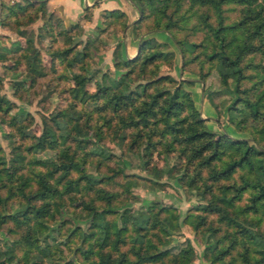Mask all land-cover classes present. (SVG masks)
<instances>
[{"label": "trees", "instance_id": "16d2710c", "mask_svg": "<svg viewBox=\"0 0 264 264\" xmlns=\"http://www.w3.org/2000/svg\"><path fill=\"white\" fill-rule=\"evenodd\" d=\"M155 1H142L134 28L138 30L144 21L147 27L139 33L165 30L181 52L182 68L192 59L188 50L205 44L208 51L204 55L215 62L224 84L229 79L238 83L252 76L246 71L243 58L251 52L264 54V0H188L186 14L176 18L174 13L181 0H157L161 2L158 8ZM169 1L175 4L166 11ZM225 3L241 4L236 20L225 21L222 8ZM144 4L154 5L151 24L144 20L149 15ZM45 6L46 0L2 1L1 24L5 27L11 23L18 27L25 23L23 20L32 22L39 18V30L49 34H52L54 24L65 28L61 19ZM198 7L201 9L197 10ZM190 14L196 18L192 28L203 32L198 42L176 36L179 24L187 22L186 15ZM103 17L106 27H99L100 31L109 27L122 29L126 22L123 11L117 9L106 10ZM241 28L248 32L242 38L237 33ZM19 30L17 28L18 32H23ZM10 43L15 45L14 51L19 53L15 58L18 62L23 61L25 74L31 81L45 73L40 51L30 39L24 44L19 40ZM138 45L132 57L118 58L114 62V67L123 69L119 76L111 77L101 72V79H96L93 91L85 87L89 77L86 73L70 70L72 99L53 116L43 118L44 138L26 144L12 140L8 158L0 146V225L11 223L7 229L19 235L0 248V264H12L19 256L17 247H26L24 243L33 240L31 233L37 229L35 224L43 221L39 217L45 213L51 215L54 204L62 203L64 195L72 200L75 192L80 190L92 191L88 198L78 202L89 217L87 228L77 229L79 241L75 248L80 264H192L191 245L185 242L175 252L172 247L165 246L163 233L166 229L162 225L165 219L169 218L168 223L172 226L180 224L167 207L159 206L149 211L135 208L119 225L116 223L118 194L100 183L112 180L120 174L121 168L112 167L111 173L104 172L101 177L81 171L87 162H101L98 157L94 160L89 157V152L99 150L105 158L111 155L104 147L96 146L94 139L88 138V130L95 123H90L93 111L97 112L95 121L102 119L93 129L101 144L106 136H110V141L122 149L137 150L143 146L144 153L156 149L165 165L169 156H173L177 167L182 168L181 185L194 191L200 199L187 214L194 218L196 234L203 238L215 235L206 248L211 263L230 264L225 256L239 245V264H264V149L259 146L264 145L261 122L264 118V87L250 95L256 82L249 87L237 85L235 103L230 107V124L250 133L252 143L244 137L217 134L206 127L189 90L182 84L183 80L176 81L168 73H157L159 60L172 57L171 51L162 48L164 42L148 36ZM0 48V60L13 51L8 45ZM86 48L77 49L68 56L69 49L65 47L53 55L67 58L68 65L86 63ZM80 67L83 68V64ZM260 67L264 69V64ZM263 77L264 73L261 74ZM78 100L93 103L94 108L84 106L79 109L76 107ZM11 107L12 101L0 95V110L9 114ZM239 113L241 115L236 119ZM15 116L11 115L14 120ZM81 123L86 126L85 130ZM102 125H105L104 129ZM89 143H93L91 151L84 150ZM38 149H50L52 154L46 158L37 157L33 153ZM159 174L160 170L155 167L152 178ZM244 194H247L245 202L241 201ZM11 197L18 204L17 209H8ZM162 210L169 214L168 217L159 216ZM213 213L218 221L207 220V215ZM22 226L24 228L18 232L16 227Z\"/></svg>", "mask_w": 264, "mask_h": 264}, {"label": "rangeland", "instance_id": "374dc122", "mask_svg": "<svg viewBox=\"0 0 264 264\" xmlns=\"http://www.w3.org/2000/svg\"><path fill=\"white\" fill-rule=\"evenodd\" d=\"M134 1L141 6L142 1L144 2L145 0ZM188 3V0H181L180 7L174 13L175 18L180 14H186L187 11L185 9ZM155 4L157 8L161 6V2L157 0ZM174 4V2L169 1L170 6H167L166 11H169ZM144 5L145 11L149 12V15L144 20L151 24L155 14L152 13L154 12L152 10L154 5ZM240 6L241 4L234 3L223 4V14L226 15L225 21L236 20L237 16L240 15ZM200 9V7L197 8V10ZM186 17L188 21H181L182 23L179 24V28L176 30V36H185L188 40L195 42L200 41L203 32L199 28L193 29L191 26L196 18L193 14H190V16L186 15ZM23 21L25 23L20 24L18 27L11 23L5 26L7 42L3 45L10 46L13 51L6 53V59L0 60V95L12 101L9 114H5L0 110V146L5 150V158L9 157V151L12 150V147H10L12 140L16 143L22 141L24 142L23 144H26L30 141H38L44 138L43 118L53 116L72 99L69 88L73 84L69 75L70 70L80 71L89 76L85 80V87L89 91L94 90L96 79H101V72L104 71L108 76L117 77L123 71L121 68L114 67V63L106 64L104 59L102 60L103 49L106 43L110 41V34L118 32V27H110L106 31H100L98 28L96 33H86L80 32L81 25L78 22L65 26V28L61 24H54L52 34H49L39 30L38 25L41 19L36 18L32 22ZM145 27L147 26L144 25L143 21L138 30H135L139 32L140 29ZM17 28L23 32H18ZM237 33H239L238 37L240 38H242V35L248 34L242 28ZM168 38L170 44L164 42L165 45L162 48L165 51H171L172 57L170 60H159L157 73H168L176 81L183 80L182 84L189 90L190 97L194 101L200 116L205 119L204 123L208 129L216 131L217 134L226 133L229 136L233 133L232 135L234 136L231 137H244L245 140L252 143L250 133L241 129L238 130L230 124V107L235 103L237 85L249 87L256 82L257 85L252 89L250 95L259 88L264 87V77L263 79L261 78L264 69L260 67V65L264 64V54L251 52L243 58L246 71L252 74L250 78L241 79L238 83L229 79L228 83L224 84L221 81L220 74L216 71L215 62L204 55L205 51H208L204 47L205 44L188 50L192 59L184 63L182 68L181 52L173 40L169 36ZM26 39H30L31 44L39 49L42 66L45 71L43 75H38L34 81H31L25 74L23 61L18 62L16 60L15 57L19 53L14 51L16 47L13 43H10L11 40H19L20 43L24 44ZM65 47L69 49L68 56L72 55L77 49L87 47L88 56L84 59L87 64L75 62L72 65H68L67 58H60L59 54H57L58 56L53 55L57 50ZM172 49L180 57V62L177 63L175 61V64ZM82 64L83 68L80 67ZM76 104L79 109L84 106L88 109L94 108L93 103L86 104L78 100ZM12 114L16 115L15 120L11 117ZM240 115V113L236 114L235 118L238 119ZM92 117L93 119L90 123H95L88 130V138L94 139L96 146L104 147L105 151H109L111 155L105 158L99 154V150H97V153H95L96 151L93 153L89 152V157H93V160L98 157L101 162H87L82 165L81 171L101 177L104 172L111 173L112 167L122 169L120 174L114 176L112 180L102 183L98 182L103 187L116 191L118 194L115 200L118 206L116 217L118 220L116 223L119 225L135 208L149 211L159 206L167 207L170 210V214L177 218L180 224L172 226L168 223L169 218L165 219L164 224H162L164 229H166L165 233H163L165 246L172 247V251L175 252L186 242L192 248L189 254L192 264H216L217 262L211 263L207 257L209 254L206 251L207 246L214 241L215 235L203 238L196 234L194 218L187 216V214L193 211L192 208L200 199L194 191L181 185L182 168L177 167L178 163L173 156H169L170 160L165 165L163 159L157 154L156 149L151 150L149 153L142 151L143 146H140L137 150H130L129 147L122 149L118 144L110 141V136H106L103 139L104 144H101L100 140L94 136L93 129L102 119L99 118L98 121H95L97 117L96 111H93ZM261 122L264 126V118L261 119ZM81 125L83 130H85L86 126H83L82 123ZM248 126H250V123ZM104 128L105 125H102V129ZM92 145L93 143H89L84 150L91 151ZM259 146L264 149V145ZM33 154L37 157L46 158L51 156L52 151L50 149H38ZM155 167L160 170V174L153 179L152 174L155 171ZM89 192L84 190L76 191L72 200L65 198L66 195H64L62 203L54 204L55 208L51 209V215L47 213L41 215L39 218L43 221L37 222L35 224L37 229H33L31 233L33 240L31 239L30 243L25 242L26 247L25 245L17 247L19 256L12 260V264H80L75 248L79 241L77 229L87 228L89 217L81 209L82 206L78 202L81 199L88 198L92 191ZM246 195H243L241 201H246L244 198ZM13 200L14 197H11L7 205L8 209L10 207L13 210L18 208V204L14 203ZM161 215L168 217L169 214L162 210L159 216ZM207 216V220L218 221L215 213ZM32 221L34 222L33 218ZM9 224L11 223L0 225L1 249L4 248V243L9 244L11 238L17 235L14 231L9 232L7 229ZM16 228L19 232L24 227ZM24 247L25 249H23ZM240 251L241 246L237 245L235 249L231 250L230 254L225 256V259H229L230 264H239Z\"/></svg>", "mask_w": 264, "mask_h": 264}, {"label": "crops", "instance_id": "0c3cea01", "mask_svg": "<svg viewBox=\"0 0 264 264\" xmlns=\"http://www.w3.org/2000/svg\"><path fill=\"white\" fill-rule=\"evenodd\" d=\"M2 1L5 3H22L24 0H0V14ZM138 6L134 0H46L45 7L60 18L64 26L78 22L81 25L80 32L86 33H96L99 27H106L103 17L106 10L117 9L121 12L123 11L126 21L125 25L122 29L118 28V32L110 34V41L106 43L103 49L102 60L104 59L106 64H112L118 58L132 57L138 49L139 42L144 37L153 36L158 41L170 44L168 34L163 29H152L144 33H139L135 30L134 22L139 17ZM6 34L7 30L1 24L0 19V46L7 42ZM173 52L174 64L175 61L177 63L180 62L179 55L174 50ZM232 134L230 136H234Z\"/></svg>", "mask_w": 264, "mask_h": 264}]
</instances>
